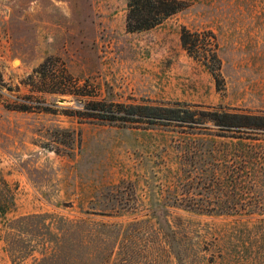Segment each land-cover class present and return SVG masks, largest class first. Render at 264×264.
Listing matches in <instances>:
<instances>
[{
  "label": "rangeland",
  "instance_id": "rangeland-1",
  "mask_svg": "<svg viewBox=\"0 0 264 264\" xmlns=\"http://www.w3.org/2000/svg\"><path fill=\"white\" fill-rule=\"evenodd\" d=\"M178 2L170 20L179 34L199 32L206 57L171 39L176 59L206 72L203 91L191 84L186 100L217 103L129 89L119 66L99 60L139 52L94 35L96 26L85 31L84 2L61 15L49 0H0V198L12 199L0 215V264H264V136L238 146L212 137L221 132L210 121L180 132L119 127L86 108L182 103L194 118L264 116V0ZM217 66L220 90L206 69ZM23 103L29 112L7 108Z\"/></svg>",
  "mask_w": 264,
  "mask_h": 264
},
{
  "label": "crops",
  "instance_id": "crops-1",
  "mask_svg": "<svg viewBox=\"0 0 264 264\" xmlns=\"http://www.w3.org/2000/svg\"><path fill=\"white\" fill-rule=\"evenodd\" d=\"M56 9L63 11L61 15H65L66 10H72L76 0H49ZM82 9L85 11L81 15V25L85 31L91 27H97L94 33L101 36L103 40L112 42L111 36H117L122 40H128L134 48L139 52L132 59H120V52L106 53L101 58L100 66L104 69L116 71L119 66V74L124 77L125 84L129 89L133 88L143 93H152L154 90L160 92L167 99L174 98L179 101L188 103H200L204 101L219 100H186L192 91L191 84L195 83L196 90L203 91L200 80L206 81V72L200 68L191 58L181 55L177 59L170 51L171 39L175 37L180 43V34L175 27V23L170 18L164 20L156 28L139 32H126V16L128 0H79ZM73 16V13H71ZM73 18V17H72ZM62 23L55 25V32L58 33L59 40L67 37V31L63 28ZM176 32V33H175ZM103 44V43H102ZM101 44V45H102ZM119 43H116L117 47ZM182 47V46H181ZM110 49V48H109ZM112 59V60H111ZM167 59L171 60L167 64ZM109 61V62H106ZM112 64H116V68H112ZM114 66V67H115ZM37 68V67H35ZM213 90V89H212Z\"/></svg>",
  "mask_w": 264,
  "mask_h": 264
},
{
  "label": "trees",
  "instance_id": "trees-1",
  "mask_svg": "<svg viewBox=\"0 0 264 264\" xmlns=\"http://www.w3.org/2000/svg\"><path fill=\"white\" fill-rule=\"evenodd\" d=\"M126 16V32L139 33L149 31L159 26L164 20L176 14L183 9L178 0H128ZM212 37V34L209 33ZM199 32H190L182 27L180 31V41L182 48L187 54L198 62L205 65L206 57L197 54ZM211 62L219 63L215 54L210 57ZM210 75L215 80L217 90H220L219 67L215 69L206 67ZM29 104H19V106L8 109L13 111L29 112ZM86 106L91 110L89 114L97 121L109 125H118L125 127L127 125L163 126L185 131L186 128L198 127L205 125L206 122H212L221 132L212 135V137L231 138L236 140L238 146L252 145V142L258 141L257 136H264V116L230 114L221 111H214L208 114L206 118H194L197 113L191 111L186 104L174 103L171 106H150V105H126L119 103L107 102L105 100L91 102ZM201 115L202 112L200 113ZM205 115V114H204ZM189 124L195 125L191 126ZM207 129L206 126L202 127ZM185 135L184 132L180 133ZM248 141L247 143H245ZM12 206V199L8 198L7 202H2L0 198V215L4 216L7 210L6 206ZM37 264H42L39 262Z\"/></svg>",
  "mask_w": 264,
  "mask_h": 264
}]
</instances>
